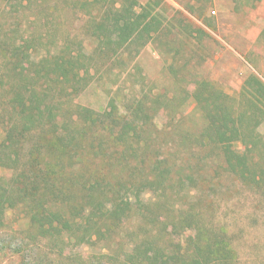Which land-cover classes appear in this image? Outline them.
Returning a JSON list of instances; mask_svg holds the SVG:
<instances>
[{
  "label": "rangeland",
  "instance_id": "rangeland-1",
  "mask_svg": "<svg viewBox=\"0 0 264 264\" xmlns=\"http://www.w3.org/2000/svg\"><path fill=\"white\" fill-rule=\"evenodd\" d=\"M123 1L0 0V84L7 82L10 68L1 52L6 54L13 40L25 48L35 46L40 54L84 52L90 56L84 63L91 70L82 79L81 90H71L61 99L63 111L56 128L28 134L19 164L0 165V177L9 184L19 179L22 169L31 177L23 178V189L13 184L9 192L15 203L0 223V264H122L120 248L143 236L166 252L192 251V231L182 232L181 227L189 223L178 220L174 232L165 225L169 215L192 208L209 223H225L236 264H264V206L252 189L222 171L218 150L199 137L205 122L192 97L200 79H212L234 96L249 74L264 81V0H162L157 9L162 29L139 52L132 45L114 54L112 46L99 40L96 26L104 10ZM148 1L130 3L139 10ZM112 99L119 115L135 114L133 109L142 100L149 106L151 117L142 132L146 144L140 151L122 152L107 126L91 125L79 113L87 107L108 114ZM1 122L0 142L5 136ZM259 129L264 132V122ZM61 134L81 143L76 139L64 143L57 138ZM155 162L172 169L164 187L145 186L146 198L153 199L147 210L157 216H141L133 195L137 192H121L125 200L131 198L134 209L122 216L111 237L104 219L112 192L104 199L100 192H89L88 186L95 179L105 183L125 179L138 185L145 175L153 176ZM135 164L139 169L134 175ZM43 181L45 189H38ZM88 192L102 200L91 203ZM86 207L104 230L93 231L89 242L82 237L83 225L68 229L60 219L49 223L46 217L59 211L66 218L71 214L79 218Z\"/></svg>",
  "mask_w": 264,
  "mask_h": 264
},
{
  "label": "trees",
  "instance_id": "trees-1",
  "mask_svg": "<svg viewBox=\"0 0 264 264\" xmlns=\"http://www.w3.org/2000/svg\"><path fill=\"white\" fill-rule=\"evenodd\" d=\"M12 1L14 0H10ZM19 1L22 4L25 0ZM161 1L149 0L146 5L135 10L130 3L131 0H125L120 6L104 10L101 21L96 26L99 40L102 44L112 46L115 50L114 54H119L118 49L132 45H137V52H139L163 27L162 15L157 10ZM25 41L32 43L29 39ZM1 55L6 56L7 64L10 65L5 73L7 82L0 84V97L2 96L0 119H3L1 123L5 131V136L0 142V165L5 166L11 162L19 164L25 148L23 140L28 138V134L37 130L56 128L58 118L63 111L61 99L71 90H81L82 79L84 80L91 70L84 63L85 59H90V56L84 52L75 55L50 51L40 54L35 46L25 48L15 40L7 46L6 54L2 51ZM192 97L205 122L199 137H202L207 145L210 144L218 150L223 159L222 171L228 176L238 178L252 189L264 206V132L259 129L264 122V81L256 74H249L238 94L234 96L216 81L200 79ZM109 106L112 112L108 114L96 112L87 107H81L79 113L91 125L99 123L107 126L113 134L114 143L122 149V152L133 154L137 150L140 151L146 144L142 132L144 124L151 117L147 112L149 106L142 100L133 109L136 113H130L129 116L115 112L116 105L113 99L109 101ZM140 114L145 116L141 117ZM57 138L64 143H70L76 139L74 136L64 134ZM40 139L41 137H38V141ZM75 143L80 144L81 139H76ZM133 169L132 174H137L135 171L139 169V164H135ZM152 171L153 176L145 175L138 185L125 179H120L117 183H105L95 179L88 186L89 192L93 190L100 192L104 199L108 197L107 192H112L110 202L106 201L110 208L106 210L107 216L104 217V226L111 235L117 231L116 227H120L122 216L127 217L128 211L134 209L131 198L127 197L125 200L121 192H137L133 194L136 198L135 205L139 208L137 212L143 217L157 216L152 210H147V206L153 199L146 198L145 186L151 185L157 189L160 186L164 187L169 182L172 169L165 162H155L152 165ZM44 177L46 178L45 175ZM23 178L31 179L24 169L21 170L19 179L13 180L12 184L0 177V223L5 210L15 203L9 196L11 187L15 184L23 189L25 186ZM46 183L47 181H43L37 188L45 189ZM176 185H180V182ZM89 192L86 194L87 198L91 200V203H95L98 198ZM141 200L142 204H140ZM8 201L11 204H8ZM12 201H14L13 204ZM101 203L103 204V201ZM81 212L79 218L72 214V218H66L65 213L61 214L59 211L47 214L46 217L49 223L60 219L59 222L65 223L68 229L74 225H83L82 237L89 238L87 239L89 242L94 232L102 234L104 230H100L97 218L93 216L90 208L88 212L87 207ZM76 219L86 223H78ZM152 220L157 221L155 218ZM166 220L169 222H165V225L168 226L166 224L168 223L172 232L176 231L178 220H181L179 223H189L188 226L181 227L182 232L192 231L194 240L192 251L179 249L173 253L166 252L149 237L143 236L126 249L120 248L124 254L121 263L236 264L225 223H221L222 225L212 221L209 223L205 220L204 214L199 210L195 211V208L181 209L178 216L171 214ZM120 237L121 234L118 233V238ZM121 239L123 240L124 236Z\"/></svg>",
  "mask_w": 264,
  "mask_h": 264
}]
</instances>
